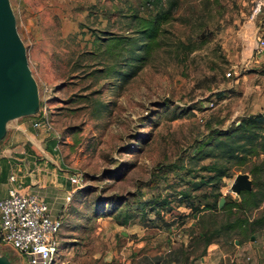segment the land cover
<instances>
[{
  "label": "rangeland",
  "instance_id": "1",
  "mask_svg": "<svg viewBox=\"0 0 264 264\" xmlns=\"http://www.w3.org/2000/svg\"><path fill=\"white\" fill-rule=\"evenodd\" d=\"M10 1L51 123L49 131L36 129L42 150L69 175H82L61 217L54 264H130L127 238L134 240L133 254L141 255L145 227L151 228L145 236L166 238L172 229L183 264H198L207 254L203 232L234 255H251L250 264H264V228L251 224L263 215L264 202L228 207L241 201L231 189L235 177L253 178L264 153L243 161L215 147L227 130L264 114V52L253 50L248 21L253 0ZM161 6L172 16L160 46L139 62L136 74L124 77L133 69L131 47L109 51L105 38L136 37L133 15L148 16ZM133 48L142 51L138 41ZM32 117L10 121L0 148L12 133L22 139L20 125L34 131ZM261 179L264 185V171ZM213 203L194 214L196 206ZM174 219L172 226L163 222ZM154 220L165 230L152 227ZM254 233L252 249L236 247L235 239ZM1 253L13 264H29L10 248Z\"/></svg>",
  "mask_w": 264,
  "mask_h": 264
},
{
  "label": "crops",
  "instance_id": "2",
  "mask_svg": "<svg viewBox=\"0 0 264 264\" xmlns=\"http://www.w3.org/2000/svg\"><path fill=\"white\" fill-rule=\"evenodd\" d=\"M18 129L22 131V134H19L22 139H18L16 134L12 133L8 141L0 148V198L6 196L12 188H17L26 194H38L49 204L50 213L53 217H62L67 210L68 202L71 201H68L67 197L70 191L74 189L70 182V175L60 167L54 156H50L47 150H42L38 140L40 134L36 130L39 128L34 127V131L29 132L23 124ZM48 147L54 150L50 145ZM12 175L16 177L14 181L10 180ZM151 226L157 227L161 232L165 230L162 222L158 220L152 222ZM121 227L117 225L115 231L124 234L125 231ZM144 229L145 231L140 235L138 242L141 247H146L145 252L141 255L138 256L137 251L133 254L131 245L134 240L129 236L127 238L128 247L124 248L128 251L127 254H131L128 263L183 264L185 262V257L183 258L179 250L175 249L174 243H177L178 240L174 238L172 229L169 231L171 238H166L163 233L156 236H145L146 233L150 232L146 230L151 228L145 227ZM254 235L255 240H252V236L249 240L243 238L240 239L242 241H239V239H235L236 247L240 250L252 249L258 241L257 235ZM111 239L114 245L117 244L116 235H111ZM171 240L172 244H169ZM206 247L207 254L202 255L199 260L203 264H213L214 259H220L222 264H237L239 260L236 259L237 253L234 255L233 250H229L228 244L223 245V243L214 242ZM229 253L232 256L229 257ZM214 254H218L219 257L213 258Z\"/></svg>",
  "mask_w": 264,
  "mask_h": 264
},
{
  "label": "built area",
  "instance_id": "3",
  "mask_svg": "<svg viewBox=\"0 0 264 264\" xmlns=\"http://www.w3.org/2000/svg\"><path fill=\"white\" fill-rule=\"evenodd\" d=\"M248 21L253 25V50L256 54H261L264 52V0H253ZM33 117V127H46L47 131L50 130L49 117L42 108ZM15 179V175L10 177L11 181ZM70 182L74 189L70 191L68 201L72 200L76 189L81 187L82 175L73 173L70 175ZM63 224L61 217L51 215L49 204L38 194H26L12 188L6 196L0 198V251L10 248L25 255L29 264H54L60 252L58 235ZM237 255L241 257L237 264L251 263V255Z\"/></svg>",
  "mask_w": 264,
  "mask_h": 264
},
{
  "label": "trees",
  "instance_id": "4",
  "mask_svg": "<svg viewBox=\"0 0 264 264\" xmlns=\"http://www.w3.org/2000/svg\"><path fill=\"white\" fill-rule=\"evenodd\" d=\"M162 0H149V4H159ZM170 9L165 10L161 6L156 13H151L148 16H141L139 14H134L135 22V33L134 36H120V37H108L109 51L115 49H122L126 46L131 47L132 57V71H126L123 73L124 77L133 76L136 74L140 65L139 62L145 58L146 55L150 54L154 49L160 46L159 37L163 31V24L168 22L171 18ZM136 41H138V48L140 47L142 51L135 52ZM120 48V49H119ZM137 49V47H136ZM136 54V55H135ZM125 79V78H124ZM223 136L225 140L219 139L215 147L222 152L225 157L236 158L240 160H246L249 156L264 153V114H258L255 116H250L247 119L241 121V124L234 129L227 130ZM262 171H264V160L262 163L254 165L253 169V189L251 191H243L240 194L241 201H229V208H256L259 207L264 202V185H261ZM226 200V198H225ZM221 200L218 201V205ZM216 205H205L204 207L196 206L194 209V214L200 213L205 210L206 207L214 208ZM226 207V206H224ZM99 216H103L99 214ZM156 221V220H155ZM152 221V222H155ZM177 220L163 221L167 222L169 225H173ZM120 224H123L122 222ZM255 228H264V213L260 217L252 221ZM156 225V223H154ZM255 234V233H254ZM254 234H251L250 237ZM206 243V246L212 243L211 238H207L205 232L200 236ZM239 239V238H238ZM242 239V238H240ZM239 241H242L240 240Z\"/></svg>",
  "mask_w": 264,
  "mask_h": 264
},
{
  "label": "water",
  "instance_id": "5",
  "mask_svg": "<svg viewBox=\"0 0 264 264\" xmlns=\"http://www.w3.org/2000/svg\"><path fill=\"white\" fill-rule=\"evenodd\" d=\"M41 98L38 83L29 66L27 48L17 28V19L10 0H0V141L14 119L35 116L40 112ZM240 195L253 189L248 173L238 174L232 185ZM225 198L219 206L223 207ZM196 216V215H195ZM252 235V240H255ZM0 264H13L0 251Z\"/></svg>",
  "mask_w": 264,
  "mask_h": 264
},
{
  "label": "bare ground",
  "instance_id": "6",
  "mask_svg": "<svg viewBox=\"0 0 264 264\" xmlns=\"http://www.w3.org/2000/svg\"><path fill=\"white\" fill-rule=\"evenodd\" d=\"M251 25V24H250Z\"/></svg>",
  "mask_w": 264,
  "mask_h": 264
}]
</instances>
